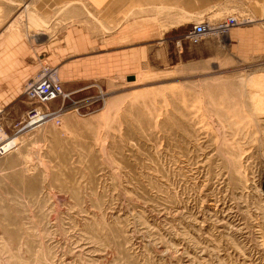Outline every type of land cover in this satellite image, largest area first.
<instances>
[{"label":"rangeland","instance_id":"obj_1","mask_svg":"<svg viewBox=\"0 0 264 264\" xmlns=\"http://www.w3.org/2000/svg\"><path fill=\"white\" fill-rule=\"evenodd\" d=\"M46 2L0 0V142L16 140L0 155V264H264V0L223 37L180 27L100 100L19 131L48 41L76 21ZM87 9L83 26L111 31Z\"/></svg>","mask_w":264,"mask_h":264},{"label":"crops","instance_id":"obj_2","mask_svg":"<svg viewBox=\"0 0 264 264\" xmlns=\"http://www.w3.org/2000/svg\"><path fill=\"white\" fill-rule=\"evenodd\" d=\"M54 1L57 5L65 4L61 6L64 9L73 4L71 13L76 14H73L76 21L48 41V58L58 66L64 88L77 94L107 88L111 80H122L123 76L133 74L155 55L153 51L161 50L169 33L180 27L203 19L218 21L261 0ZM88 7L96 12L102 25L112 28L110 32L97 28L95 33L83 26L89 20ZM18 41V34L12 33L5 45L7 49L18 44V48H24Z\"/></svg>","mask_w":264,"mask_h":264},{"label":"built area","instance_id":"obj_3","mask_svg":"<svg viewBox=\"0 0 264 264\" xmlns=\"http://www.w3.org/2000/svg\"><path fill=\"white\" fill-rule=\"evenodd\" d=\"M242 20L236 15H227L218 21L201 20L193 23L185 33V38L192 44H199L208 37H223L228 35L232 28L239 25ZM101 95L86 96L82 99H74L75 91H67L60 78L59 70L56 65L43 64L36 78L30 81L25 88V94L33 103V106L28 111L24 125L19 131L25 128L38 127L44 123L52 121L55 124H60L62 116L71 108L80 112L82 106L89 105L94 101L100 100L104 95V88L98 87ZM63 98L70 99L72 106L59 108H51L48 103ZM97 99V100H94ZM3 142V141H1ZM0 142V155H5L15 146L8 144L4 145Z\"/></svg>","mask_w":264,"mask_h":264},{"label":"bare ground","instance_id":"obj_4","mask_svg":"<svg viewBox=\"0 0 264 264\" xmlns=\"http://www.w3.org/2000/svg\"><path fill=\"white\" fill-rule=\"evenodd\" d=\"M15 141H16V140H15ZM15 141H14V140H11V141L5 143V145L8 144V145H10V146H14L15 143H16Z\"/></svg>","mask_w":264,"mask_h":264}]
</instances>
